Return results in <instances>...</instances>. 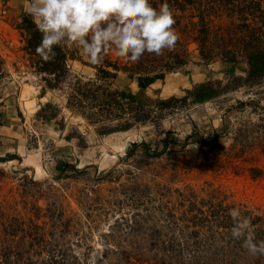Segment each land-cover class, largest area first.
I'll list each match as a JSON object with an SVG mask.
<instances>
[{
  "label": "rangeland",
  "instance_id": "1",
  "mask_svg": "<svg viewBox=\"0 0 264 264\" xmlns=\"http://www.w3.org/2000/svg\"><path fill=\"white\" fill-rule=\"evenodd\" d=\"M25 15L23 10L17 36L0 39L7 70L0 75V216L19 215L22 228H38V263L47 261L54 247L67 264L121 263L122 247H132L124 228H179L168 227L164 214L173 207L178 217L184 207L178 202L187 192L201 199L216 191L236 208L264 214V78L209 100L189 97L160 108L161 100L187 96L197 84L227 72L220 60L201 58L198 44L178 32L187 50L182 66L144 88L137 76L119 72L121 86L150 110L149 118L100 133L28 66ZM227 23L226 17L213 18L215 25ZM175 49L181 51L179 43ZM73 67L82 74L95 71L79 60ZM56 102V118H46ZM134 141L138 145L127 154ZM141 142L149 152L162 151L149 156ZM60 161L76 170L59 171Z\"/></svg>",
  "mask_w": 264,
  "mask_h": 264
},
{
  "label": "trees",
  "instance_id": "2",
  "mask_svg": "<svg viewBox=\"0 0 264 264\" xmlns=\"http://www.w3.org/2000/svg\"><path fill=\"white\" fill-rule=\"evenodd\" d=\"M150 3L157 10L167 3L174 13L177 33L195 41L205 61L220 60L227 69L224 78L199 83L188 91L187 96L161 100L160 108L173 101H186L189 97L192 102L209 100L264 78V0H150ZM214 17H226L228 23L215 25ZM22 25L28 31L23 49L32 72L41 75L44 87L56 91L67 108L97 124L100 133L125 130L149 118L150 110L137 101L133 92L121 86L120 71L130 77L137 76L140 87L144 88L163 77L166 71L186 62V45L180 41L181 51L165 50L161 56L145 53L136 63L117 55L113 58L115 50L112 49L101 64L93 65L83 58L79 48L73 46L56 47L55 59L44 62L36 53L41 33L27 15L23 17ZM163 57H166L164 62ZM74 60L93 67V75L77 71L73 67ZM2 64L0 56L1 76L7 73ZM58 105L56 102L54 112L45 117L55 119L60 110ZM141 143L149 156H158L162 151L149 152L146 143ZM137 145L132 142L127 154H131ZM56 168L59 171L76 170L67 161L58 162ZM178 203L184 206L178 217H175L173 207H166L168 212L164 219L168 227L181 224L179 228H166V232L162 228H124L132 247H122V261L117 264H264V256H252L242 247L243 240L231 238L234 222L229 213L238 209L241 219L251 221L250 230L254 231L256 242L264 241V214L248 207L236 208L216 191L201 199L194 192H187ZM30 230L22 228L19 215L11 219L4 213L0 216V264H67L64 258H59L61 249L58 247H54V254L47 261L38 263L34 256L39 248L34 247L41 238L38 228ZM170 231L177 235L171 236ZM27 237L30 243H27ZM145 241L152 244L150 248L143 244ZM103 263V260L98 262Z\"/></svg>",
  "mask_w": 264,
  "mask_h": 264
},
{
  "label": "clouds",
  "instance_id": "3",
  "mask_svg": "<svg viewBox=\"0 0 264 264\" xmlns=\"http://www.w3.org/2000/svg\"><path fill=\"white\" fill-rule=\"evenodd\" d=\"M24 11L41 33L36 53L44 62L55 59L56 47L73 46L93 65L101 64L112 49L136 63L145 53L173 51L180 39L167 3L157 10L150 0H27ZM229 215L231 238L243 240L252 256H264V241L256 242L251 221L241 219L235 208Z\"/></svg>",
  "mask_w": 264,
  "mask_h": 264
},
{
  "label": "crops",
  "instance_id": "4",
  "mask_svg": "<svg viewBox=\"0 0 264 264\" xmlns=\"http://www.w3.org/2000/svg\"><path fill=\"white\" fill-rule=\"evenodd\" d=\"M25 0H0V8H6L7 12L0 15V39L8 40L18 35L17 24L24 10Z\"/></svg>",
  "mask_w": 264,
  "mask_h": 264
},
{
  "label": "bare ground",
  "instance_id": "5",
  "mask_svg": "<svg viewBox=\"0 0 264 264\" xmlns=\"http://www.w3.org/2000/svg\"><path fill=\"white\" fill-rule=\"evenodd\" d=\"M35 168H36L37 171H41V170H40V169H41V165H40V163H36V164H35Z\"/></svg>",
  "mask_w": 264,
  "mask_h": 264
}]
</instances>
